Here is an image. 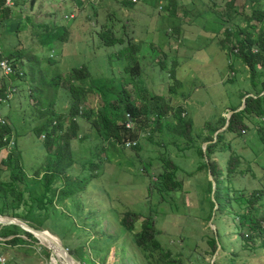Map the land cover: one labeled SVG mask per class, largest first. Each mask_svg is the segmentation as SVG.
<instances>
[{
  "label": "rangeland",
  "instance_id": "1",
  "mask_svg": "<svg viewBox=\"0 0 264 264\" xmlns=\"http://www.w3.org/2000/svg\"><path fill=\"white\" fill-rule=\"evenodd\" d=\"M130 1L134 4L125 3ZM160 1L13 0L11 16H1L0 62L14 51L25 76L12 78L14 96L0 109V118L9 119L18 146L13 151L16 170L3 162L8 147L0 150V215L52 233L81 264H164L167 254L176 264H264V249L251 248L261 236L249 234L241 217L251 208L264 215V139L257 131L264 124L262 118L244 119L246 127L225 132L210 152L227 186L221 211V201L214 196L218 175L197 170L202 160L208 161L200 149L206 152L212 143L205 139L209 123L215 125L221 115L230 119L234 108H244L248 96L255 94L252 89L259 92L264 83V65L257 72L249 68L237 36L228 53L219 46V36H226V29L238 33L243 28V37L256 31L250 35L256 39L263 24L249 20L246 0H216L215 5L195 0L175 18L161 10ZM72 12L74 19L65 18ZM187 28L188 37L180 41ZM103 32L123 42L109 45ZM133 37L140 44L143 73L128 83V61L121 52ZM256 45L251 44L255 53ZM83 65L98 80L108 77L128 83L127 92L137 105H147L149 116L142 115L141 123L135 119L138 135L124 145L104 120L124 123L125 114L118 119L114 113L124 108V102L111 101L103 90L92 91L89 79L75 80L82 86L78 111L84 118L79 119L78 135H72L69 78L74 67ZM5 80L0 69V86ZM166 101L172 106L166 107ZM157 103L168 108L159 122ZM179 108L182 118L192 121L190 139L181 132ZM53 133L59 143L52 153L65 138L72 146L70 157H56L55 164L46 145ZM129 140L138 144L130 147ZM233 154L238 164L228 168ZM162 156L178 167L165 163ZM59 166H68L69 171ZM52 167L70 172L73 181L67 188L56 181L43 203L44 175ZM165 169L175 171L170 176L178 181L176 188L165 189L160 175ZM229 170L235 173L227 180ZM243 197L260 201L247 205ZM127 211L137 213L138 231L144 216L154 220L162 247L150 257L120 224L118 219ZM87 214L91 216L85 218ZM12 225L16 224L0 226V260H6L0 264H64L47 240ZM214 235L218 246L212 254L209 239Z\"/></svg>",
  "mask_w": 264,
  "mask_h": 264
},
{
  "label": "trees",
  "instance_id": "2",
  "mask_svg": "<svg viewBox=\"0 0 264 264\" xmlns=\"http://www.w3.org/2000/svg\"><path fill=\"white\" fill-rule=\"evenodd\" d=\"M6 0H0V21L2 19V15L4 18L10 17L11 16V11L12 5H7ZM195 0H167L166 4L165 2H163L162 0L160 1L162 7L161 10L165 11L166 13H168V16L175 18V15L177 13V11L180 13V11H187L189 9L187 3L191 4L189 5L190 7H192L196 1ZM201 3H209L210 5H215L216 0H198ZM248 1L250 4H245V6L247 8H251V16H250V21H252L253 19H257L258 21H260L262 25L261 27V31L258 33V36L256 39L251 38L250 35L252 34H257L256 31L254 32H250L248 36H244V34H246V30H243V28L239 29L238 33L236 32H232L230 29H226V36L224 34H221V36H219L221 38L220 47H223L224 49H226V52H230L232 50V46L230 44L231 40H233V38H235L237 36V40L239 42L240 45V49L242 50V55L244 58V61L246 62V64L249 66V68L253 71V72H257L258 66L259 65H264V3H262V0H252V3L249 0ZM127 5H133V2H125ZM180 23L174 28V31H177V29L179 28ZM193 26V25H192ZM252 29L255 30L254 26H250ZM194 29V28H193ZM173 31V32H174ZM175 33V32H174ZM173 33V34H174ZM190 33L189 28H187V31L185 33V35L183 36V38L180 39V41H182L184 38L188 37V34ZM218 33V31H217ZM110 32H103L102 37L104 38L105 42L109 45H114L117 42H123V40L121 39V37H116L114 35H109ZM130 44H127V47L124 48L121 52L122 56H125L127 58L128 64L126 66V71L129 75V81L130 82H135L134 77L138 76L140 74L143 73V65L140 62V55H139V47L140 44L134 41V37L133 40L129 41ZM257 43V48L258 51L253 52L252 48H251V44H256ZM10 57L9 59L12 61V64L15 67H20L21 66V61L18 59V57H15L14 55V51L12 53H9ZM20 65V66H19ZM22 68V67H21ZM23 69V68H22ZM24 70V69H23ZM25 76V70H24V74L22 77ZM21 77V76H20ZM93 74L92 71L85 65L81 66V67H74L72 69V72L70 74V84H69V88L71 90L72 93V102H71V114L73 115V119L72 116L70 117L71 119V123H70V127L72 130V135L73 136H77L78 135V131L80 130V122L79 119L81 117H83L84 115H80L79 113V108L81 106V102H82V97L80 99V93H81V87H79L78 84H75V80H81V82H83L86 79H89V84L90 87L93 90H103L106 94V92L109 94V99L111 97V101H123L124 105H122V107H124L122 110L119 111H115V117H117L118 119L123 117L125 114V121H126V114L127 112L130 113L133 116V119L135 121V119H137V122L141 123L140 119L142 115H147L148 114V109H147V105L142 104V105H137L136 101L133 100L131 98V94L127 92L128 89V83H125L123 81L117 82L116 79L115 81L113 80V78H108L106 77V79H104L101 81L98 80V78L96 79L95 77L93 78ZM55 79V78H54ZM255 84H257L256 81H254ZM7 88V81L5 80L2 84V88H1V93ZM99 88V89H98ZM252 90H254L253 92H255V94L248 96V98L246 99V105L244 108L237 110L238 108H234V113L231 115L230 119H229V124L226 127V129L220 133H218L215 136V133L217 130H219L220 128H222L223 126H225L228 118L221 115L220 119L216 122L215 125H213L212 123H209L210 128L207 129V135L205 136V139H210L212 141L211 144H209L207 146L206 152H204L203 148L200 149V153L202 154V158H204V155L206 154L208 157V161L202 160V164L197 168V170H203V169H209L210 173L215 177L218 175L217 180V190L215 191L214 196L217 198V200L221 201V207L219 209V211H221L224 207H226V196H224L226 194V187L224 185V179L221 178V174H220V170L218 168V166L216 165V163L214 162V160L210 159V152L213 151L215 149V145L217 143H220L224 137L226 136L227 131H238L240 132V127H246L247 124L244 122V119H246L247 121L249 119L252 118H256L257 120H260V118H262V120L264 121V83H262V86L260 88V91L257 92L258 90H256L255 88H253ZM111 94H116L117 98H113ZM159 100H162V98L159 97ZM164 103L160 106L157 103V107L159 108V112L157 113V117L156 120L157 122H159L158 120L163 118V116H165V114L168 112V108L167 110H165L164 108ZM166 107H171V103L169 101H166L165 103ZM119 108V107H118ZM54 109V107H53ZM52 110V108H51ZM55 110V109H54ZM56 111V110H55ZM121 111V112H120ZM178 114H179V118H180V127H181V132L183 133V135L187 138L190 139L192 138V133H191V129H192V121L182 118L181 113L182 110L181 108L178 109ZM68 117V116H67ZM106 117V116H105ZM108 117V116H107ZM84 118V117H83ZM149 118V117H148ZM58 119H61V116L58 117ZM104 120L107 122V128L109 129V131L112 132L113 136L117 139L118 143L124 145L126 143L127 139H131L133 137H136L138 135V132L135 131L134 129H129L126 127L125 122L122 124H119L118 122L114 123L113 121L109 120V118H104ZM59 122V121H58ZM13 127L9 124V121L7 122V124H2L0 122V150L7 148L9 145V137L12 135L11 131H12ZM245 129V128H244ZM42 130V127L39 131ZM56 131V129H55ZM206 131V130H205ZM258 133L261 136V138L264 139V124H261L258 128ZM129 133L130 136H127L125 134ZM237 133V132H236ZM214 136L216 137V140L214 141ZM6 137H8L9 139L4 140ZM126 138V139H125ZM58 138L57 136L55 137V133L52 134L51 137H49L46 140V145H47V149L49 152H51V157L53 158V164H55V158L57 157L58 159H61L62 157H66L69 156L71 154V140L70 138H65L64 141L62 143H60L58 145V150L55 153H52L53 151V147L54 145L58 144ZM8 154H7V158L5 160H3V162L8 163L13 169L18 167L17 166V161L15 160V154H14V150L18 149L17 146V142L15 140L14 145H11L9 148ZM212 151V152H213ZM57 155V156H56ZM162 158L164 159V162L171 165V166H175V168L178 167L177 164H175L172 161H169L167 157L162 156ZM238 161L237 156H235L234 154L231 155V159H230V165L228 166V168H235L236 164ZM236 162V163H235ZM235 163V165H234ZM61 168H67L68 166H59ZM20 169V166H19ZM18 169V170H19ZM67 170L69 171V167L67 168ZM51 173H47L44 175V178L46 180L45 183V190L44 193L42 194L41 198H40V202H45L48 201L47 200V195L54 189V184L56 181H59L63 184L64 188H67V186L69 185V181L72 180L71 179V173L70 172H65V170L63 169H55L54 167H52ZM175 171H172L170 169H165V171L163 173H161V178H164V182H165V189L170 190V189H174L176 188L178 181L176 180H172L171 181V174H173ZM229 173H227V175L229 176V178H227V180L230 179V174L233 176V174L235 173V171L233 170H229L227 171ZM66 174V175H64ZM223 174V173H222ZM169 176L170 180H167L166 177ZM163 180V179H162ZM73 181V180H72ZM178 188V187H177ZM209 191H212V182H209ZM258 191H256L257 193ZM262 196H260L261 199ZM245 204H250V203H254V201L257 198H242ZM260 199H257V202L260 201ZM52 198H49V201H52ZM43 202V203H44ZM249 202V203H247ZM41 203V204H43ZM213 203V202H212ZM263 203V202H262ZM214 204V203H213ZM74 211H80L79 208L74 207L73 208ZM136 212L133 211H127L124 216L121 219H118L120 221V224L125 227L128 231H130L132 234H134L135 236V242L137 243V245L142 248V250L145 253H149V257L154 254L156 251H158L162 246H161V242L158 239V237L156 236L155 233V224H154V220L150 217V216H144L141 222V230L138 231V229L136 228V221L134 216H136ZM90 214H87L85 218L90 217ZM139 217V216H137ZM242 217V223L243 226L246 228V231L249 234H259L261 236V240L257 243L254 244V246H251L252 249L258 250L257 248H263L264 249V215L261 216L260 213L257 212V210L251 208V210L248 213H244L241 214ZM214 221H216V219H214ZM2 226V225H0ZM12 227H16V225H12ZM36 228H40L37 227ZM246 232H244L245 234ZM220 236V234H219ZM209 243L212 247L211 253H215L217 250V238L215 237V235L212 237V239H209ZM222 249V248H221ZM223 250V249H222ZM164 261V264H176L175 262H173V260L171 259L170 254H167L165 257L162 258Z\"/></svg>",
  "mask_w": 264,
  "mask_h": 264
},
{
  "label": "built area",
  "instance_id": "3",
  "mask_svg": "<svg viewBox=\"0 0 264 264\" xmlns=\"http://www.w3.org/2000/svg\"><path fill=\"white\" fill-rule=\"evenodd\" d=\"M7 4H11V0H7ZM71 17H73V15H71ZM0 69L2 72V76H4V78H6L7 81V88L1 93L0 91V106L3 103H7L9 101V99H11L13 97V93H14V89H12L11 87V80L13 76H17V75H23L24 71L21 69H16L15 66L12 64V62L9 59H4L0 62ZM2 86H0V90H1ZM0 122L2 124H7V119L4 117L0 118ZM126 127L129 129H134L135 128V123H134V119L133 116L127 112L126 114V121H125ZM10 138V139H9ZM6 137L4 140L9 139V145L8 148L11 145H14L15 143V138L14 136H10V137ZM138 144L137 140H129L127 142L128 146H135ZM0 261L4 262L3 259H1Z\"/></svg>",
  "mask_w": 264,
  "mask_h": 264
},
{
  "label": "water",
  "instance_id": "4",
  "mask_svg": "<svg viewBox=\"0 0 264 264\" xmlns=\"http://www.w3.org/2000/svg\"><path fill=\"white\" fill-rule=\"evenodd\" d=\"M231 113H233V112H231ZM228 124H229V117H228V121H227V123H226V126H227ZM219 130H220V129H219ZM219 130H218V131H219ZM218 131H217V132H218ZM2 218H4V219H2ZM0 224H1V225H7V224H16V225H20V226L24 227L25 229H28V230H30V231L36 233L37 235H43V236H45V238H47V239H49V240H51V241H53V242L56 241V240H54L49 234H47L45 230H41V229L34 228V227H32V226H30V225H28V224H26V223H23V222H21V221L15 219V218H11V217H8V216L0 215ZM64 249L67 251L69 257H71V256L73 257V255H71V254L68 252V250L65 248V246H62V245H61V252H65ZM68 256H67V254H66V255H65V259L68 260ZM73 258H74V257H73ZM75 260H76V259H75ZM77 261H78V260H77ZM78 262H79V261H78ZM79 263H80V262H79ZM80 264H81V263H80Z\"/></svg>",
  "mask_w": 264,
  "mask_h": 264
},
{
  "label": "bare ground",
  "instance_id": "5",
  "mask_svg": "<svg viewBox=\"0 0 264 264\" xmlns=\"http://www.w3.org/2000/svg\"><path fill=\"white\" fill-rule=\"evenodd\" d=\"M2 219H4V218H2ZM28 230V229H27ZM46 233L47 234H49L54 240H56L55 242H53V241H51V240H49V239H47V238H45V236H43V235H39L40 237H42V239H45V240H47V242H48V244H49V246L55 251V254H56V257L59 259V260H61L64 264H80L77 260H75V258H73L72 256L71 257H69L68 256V253H67V251L64 249V251L65 252H61V243H60V241H59V239L55 236V235H53L52 233H50V232H48V231H46ZM62 246H64V245H62ZM67 254V256H68V260L67 259H65V255ZM53 260L55 261V258L53 257ZM52 260V262H54ZM55 263V262H54Z\"/></svg>",
  "mask_w": 264,
  "mask_h": 264
},
{
  "label": "clouds",
  "instance_id": "6",
  "mask_svg": "<svg viewBox=\"0 0 264 264\" xmlns=\"http://www.w3.org/2000/svg\"><path fill=\"white\" fill-rule=\"evenodd\" d=\"M134 1H137V0H134ZM6 2V4H7V0L5 1ZM7 5H13V0H11V4H7ZM71 15H73V17H71ZM76 17V15H75V13L74 12H72L70 15H66L65 16V18H67V19H74ZM10 60V59H9ZM11 61V60H10ZM12 62V61H11ZM16 69H21V70H23L21 67H15ZM24 71V70H23ZM22 76L23 75H21V77H20V75H17V76H13L12 78H14V77H16V78H22ZM2 86V85H1ZM14 94V93H13ZM253 95V94H252ZM14 96V95H13ZM2 106V105H1ZM1 106H0V109H1ZM5 118V117H4ZM7 119V122L9 121V119L8 118H6ZM218 131V130H217ZM217 131H216V133H217ZM15 138V137H14ZM16 140V139H15ZM6 261V260H5ZM4 261V262H5ZM2 262V261H1ZM3 262V263H4Z\"/></svg>",
  "mask_w": 264,
  "mask_h": 264
},
{
  "label": "crops",
  "instance_id": "7",
  "mask_svg": "<svg viewBox=\"0 0 264 264\" xmlns=\"http://www.w3.org/2000/svg\"><path fill=\"white\" fill-rule=\"evenodd\" d=\"M82 1H85V0H82Z\"/></svg>",
  "mask_w": 264,
  "mask_h": 264
}]
</instances>
